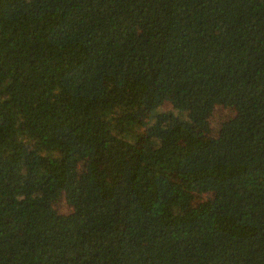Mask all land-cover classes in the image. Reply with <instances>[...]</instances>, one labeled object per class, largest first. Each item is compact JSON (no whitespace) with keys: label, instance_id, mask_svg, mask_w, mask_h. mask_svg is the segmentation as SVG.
I'll return each mask as SVG.
<instances>
[{"label":"trees","instance_id":"trees-1","mask_svg":"<svg viewBox=\"0 0 264 264\" xmlns=\"http://www.w3.org/2000/svg\"><path fill=\"white\" fill-rule=\"evenodd\" d=\"M0 264H264V0H0Z\"/></svg>","mask_w":264,"mask_h":264},{"label":"rangeland","instance_id":"rangeland-1","mask_svg":"<svg viewBox=\"0 0 264 264\" xmlns=\"http://www.w3.org/2000/svg\"><path fill=\"white\" fill-rule=\"evenodd\" d=\"M170 108V106H165L164 109H168ZM231 116H233V111L227 107H224L222 105L216 104L213 107V111L211 113V115L209 116V124H210V128L212 131V134L216 135L221 124L227 120L228 118H230ZM201 199L204 198V196L200 197ZM62 210L64 212L69 211V207L64 206V204L62 203L61 206Z\"/></svg>","mask_w":264,"mask_h":264}]
</instances>
